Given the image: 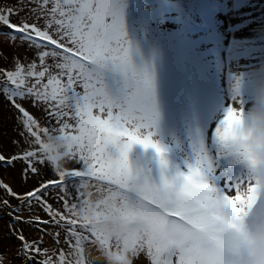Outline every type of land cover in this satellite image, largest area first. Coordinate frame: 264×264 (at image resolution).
<instances>
[{"label":"snow or ice","instance_id":"6c2138e0","mask_svg":"<svg viewBox=\"0 0 264 264\" xmlns=\"http://www.w3.org/2000/svg\"><path fill=\"white\" fill-rule=\"evenodd\" d=\"M28 2L33 5L28 12L34 21L12 23V15L18 12L7 8L0 10V24L35 46L40 70L35 61L26 66L15 64L4 74L3 83L38 145L41 132L67 133L69 147H74L70 157L80 166L70 171L57 169V181H45L26 194L31 198L29 204L39 202L50 217L43 221L36 217V222L62 230L64 242L69 244L67 254L75 257L69 262L65 252L59 251L55 264H87L86 245L103 255L113 247V240L115 248L132 257V264L139 255L149 264H233V255L246 234L245 218L254 207L264 208V177L246 170L254 161L246 143L249 134L243 128L241 103H229L213 129L222 148L243 165L234 178L215 179L217 173L203 154L187 171L166 175L167 149L154 139L158 112L153 77L147 65L134 62L122 0ZM49 59L52 63H47ZM30 79L35 83L29 86ZM25 96L33 97L34 104L45 105L49 127L40 129L33 116L15 103L16 97ZM233 144L235 153L228 150ZM136 145L154 150L159 157L160 183L151 181L144 168L132 165L129 154ZM38 154L42 155L38 150L26 151L20 157L29 162L33 173L37 169L31 158ZM0 161H5L3 155ZM36 162L42 164L44 159ZM92 181L104 192L114 191L124 203L132 228L122 238L114 239L83 215L81 192ZM50 193L59 208L44 199ZM59 236L57 231V242ZM19 239L25 240L23 235ZM30 249L34 251L30 253ZM22 254L30 264H54L35 243L25 242ZM41 255L44 258L37 261L36 256Z\"/></svg>","mask_w":264,"mask_h":264},{"label":"rangeland","instance_id":"374dc122","mask_svg":"<svg viewBox=\"0 0 264 264\" xmlns=\"http://www.w3.org/2000/svg\"><path fill=\"white\" fill-rule=\"evenodd\" d=\"M203 1L122 0L123 17L126 35L135 52L134 62L147 65L153 77L158 112L154 139L167 149L168 169L165 174L187 171V166L203 154L217 173L214 178L224 180L234 178L243 165L217 143L213 129L229 103L240 102L246 114L254 102L253 97L262 89L260 81L264 72L259 69L264 63L260 51V42L264 39V4L255 0H209L208 4L212 5L203 3L202 7H206L198 9L196 5ZM32 6L28 0H0V10L12 8L18 12L11 17L12 23L16 24L23 20L34 21L35 17L28 12ZM218 11L223 12L220 18L214 14ZM209 15L215 19L208 21ZM199 26H202L201 30L195 33ZM12 36L16 39L13 40ZM37 51L34 45L30 47L21 41L18 33L0 24V155L5 157V161H0L2 264H30L22 254L25 242L35 243L42 253L47 252L54 264L59 251L65 252L67 261L75 259L67 254L69 244L64 242L62 230L36 222V217L41 221L50 217L39 202L32 200L29 204L31 198L26 196L45 181L59 179L57 171L42 156L50 151V144L45 143L44 138L53 141L57 134H62L71 142L70 137L59 131L48 135L41 132L38 145L24 127V118L3 83L4 74L15 64L26 66L35 61L39 71ZM47 63L52 61L49 59ZM34 83L35 79L28 81L29 86ZM33 101L31 96L15 98V103L33 116L40 129L49 127L45 105ZM37 150L42 155L31 158L37 169L33 173L28 168L29 162L20 157L26 151ZM12 157L17 159L12 160ZM129 158L134 167L146 170L151 181L161 182L159 157L154 150L136 145ZM39 159H44V163H37ZM228 164L230 167L224 168ZM79 167L69 157L63 169L70 171ZM96 183L92 181L90 184ZM231 194L234 195V191ZM44 199L54 209L60 207L54 193ZM57 231H60L59 242L55 237ZM21 235L24 241L19 239ZM115 243L113 240V248ZM32 251L34 249H30V253ZM43 258L42 255L36 256L37 261ZM85 259L87 264H105L103 255L91 245L85 246ZM134 264H149V261L139 255L134 258Z\"/></svg>","mask_w":264,"mask_h":264},{"label":"clouds","instance_id":"9594fccd","mask_svg":"<svg viewBox=\"0 0 264 264\" xmlns=\"http://www.w3.org/2000/svg\"><path fill=\"white\" fill-rule=\"evenodd\" d=\"M253 99L251 109L243 120L244 131L249 134L246 143L254 161L246 165V170L264 177V88ZM44 139L45 143L50 144V151L45 157H54L49 160L54 170L62 169L74 147H68L71 142L62 134H57L53 141ZM228 150L235 153L236 145H230ZM80 205L83 215L111 233L114 239L122 238L132 228L125 215V205L114 191L104 192L101 186L87 183L81 192ZM245 225L246 234L233 255V264H264V208L254 207L245 218ZM103 258L105 264H132V257L123 249L107 248Z\"/></svg>","mask_w":264,"mask_h":264},{"label":"trees","instance_id":"16d2710c","mask_svg":"<svg viewBox=\"0 0 264 264\" xmlns=\"http://www.w3.org/2000/svg\"><path fill=\"white\" fill-rule=\"evenodd\" d=\"M256 2H259V3L261 2L262 5L264 4V0H256ZM262 20H264V19H262ZM263 33H264V24H263ZM260 43H261L260 51L262 53V57L264 60V39ZM263 71H264V63H263Z\"/></svg>","mask_w":264,"mask_h":264}]
</instances>
